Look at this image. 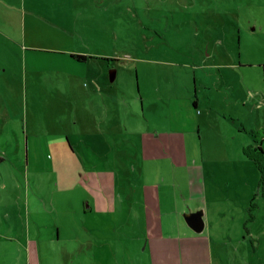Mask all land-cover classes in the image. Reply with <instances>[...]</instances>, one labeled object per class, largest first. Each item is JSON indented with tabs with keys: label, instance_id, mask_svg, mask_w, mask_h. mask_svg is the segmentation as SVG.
<instances>
[{
	"label": "rangeland",
	"instance_id": "rangeland-1",
	"mask_svg": "<svg viewBox=\"0 0 264 264\" xmlns=\"http://www.w3.org/2000/svg\"><path fill=\"white\" fill-rule=\"evenodd\" d=\"M2 1L0 264H148L146 237L171 234L202 181L240 198L207 203L212 249L193 264H264V184L235 151L242 86L220 67L264 53V0Z\"/></svg>",
	"mask_w": 264,
	"mask_h": 264
},
{
	"label": "crops",
	"instance_id": "crops-1",
	"mask_svg": "<svg viewBox=\"0 0 264 264\" xmlns=\"http://www.w3.org/2000/svg\"><path fill=\"white\" fill-rule=\"evenodd\" d=\"M4 4V7L9 8L10 5L7 4L5 0L2 1ZM5 22V21H4ZM7 22V21H6ZM0 32L5 34L4 40L7 39L11 41L13 38H8V34L1 31ZM7 38V39H6ZM7 40V41H8ZM12 42V41H11ZM3 46L6 47L7 51L5 52V55L8 56V54H11L12 57L15 56L14 49H10L7 47V44L4 42ZM22 50L24 51L25 48ZM70 54H74L72 52L68 53V56L70 59H73ZM85 55H91V53H81ZM251 56V57H250ZM20 61L21 64L25 62V51L24 53L21 52L20 54ZM93 56H88L84 61L85 63L88 62L87 59H91ZM74 60V59H73ZM115 60V59H114ZM83 61V62H84ZM25 66V65H24ZM210 66V65H209ZM220 67L223 69H229L230 75L236 79L237 83L242 86L240 91H237L235 93H229L228 97L226 98L227 101H229L230 105H234L237 108H235V111H230L227 109L226 111L229 112L231 115L232 113V119L234 122L241 127L243 133H244V139L242 142V146L253 142V138H255L257 141H259L262 144V147L264 148V53L259 54H250L248 53H238L236 61L226 62V63H220ZM5 69V67H3ZM25 71V70H24ZM65 72V71H64ZM222 78V73L218 74V79L220 80ZM224 78V76H223ZM246 81L244 82L243 80ZM248 81H249V87H248ZM243 83H246V87L244 88ZM225 87V84L222 85V87ZM237 90L238 86H237ZM94 90L91 92V96H94L95 93ZM233 95V96H232ZM243 95V99H238L237 96ZM231 96V98H230ZM113 97V96H112ZM241 101V102H239ZM95 103L94 97L91 98V104ZM228 103V104H229ZM195 101V106H196ZM194 106V107H195ZM250 130H254L255 134L252 135L250 133ZM239 131V130H238ZM263 140V141H262ZM239 148L242 146L240 145L239 141L235 145ZM97 149V148H96ZM95 147H92V152L97 154L98 150H96ZM171 150V149H169ZM193 147H186L184 146L181 150V152L186 153V159L188 160V163L195 164L196 163V157H194L193 154L199 155L200 163L202 164V161H204L203 157V150L201 151V147L199 148L198 152L195 151ZM150 152L152 155L155 153L154 146H148L146 147L143 141V146L139 147V152L143 155L146 154V152ZM160 153V152H158ZM173 154V152H171ZM243 154V153H242ZM202 155V156H201ZM244 159L246 160L245 164H248V160L252 161L251 159L247 158L243 154ZM189 158V159H188ZM198 158V159H199ZM192 160V161H191ZM253 162V161H252ZM255 167L257 168L256 164L253 162ZM257 177L254 180V182L250 185L253 187V190L257 187H259V180H260V172L257 168ZM99 180H101L99 178ZM102 181V180H101ZM103 182V181H102ZM222 185H227V181L222 178L221 179ZM204 182L202 181L197 187L196 190H193L191 195L186 196L185 203H187V206H182L181 211H188V210H195L198 208H201L202 210V218H203V228L200 232H194L192 229H190L184 220L183 222L178 223L177 221H173L172 227L169 228L172 233L168 235H159V234H151L150 236L146 237L145 240V246L147 249V257H148V264H193L194 262H198L199 259H202V257L207 253V250L212 249L211 242H212V236H211V229L210 226V218L212 216H208V206L207 203L209 201L211 202H238L240 196L237 195L235 197L233 194L225 195L223 192H213V189L211 188V192L206 195L204 193ZM201 187V189H200ZM198 188L200 190H198ZM203 189V191H202ZM216 194V195H213ZM93 201H96L97 194H92ZM213 195V196H212ZM239 197V198H238ZM241 198L244 199V201L248 202V191L246 194H244ZM189 199V200H187ZM189 201H192L189 202ZM233 204V203H231ZM206 205V206H205ZM235 205V204H234ZM236 207V205L234 206ZM247 207V206H246ZM238 209V207H236ZM232 210V209H230ZM247 210V209H246ZM233 211V210H232ZM175 212V211H174ZM216 213H224L225 218H231L229 215L230 213L228 211L223 212L222 207H218ZM176 215V214H175ZM176 217V216H175ZM175 217L173 219H175ZM257 217V216H256ZM222 219V218H220ZM213 222V221H212ZM154 223V222H153ZM215 223V220L214 222ZM158 225V221L156 223V226ZM167 225V224H166ZM168 227V226H167ZM207 231L209 235L207 234ZM224 232V233H223ZM227 230H224L220 232V235H217L216 233L213 236V239L217 245H223L227 244L228 240L231 239L228 234ZM144 246V248H145ZM26 249H34V243L33 241L28 239V244H26ZM218 247V246H217ZM210 261V258H208ZM207 261V259H205ZM212 261V260H211ZM211 264V262H209ZM206 264V263H205ZM230 264V263H228ZM258 264V263H257ZM259 264H263L260 262Z\"/></svg>",
	"mask_w": 264,
	"mask_h": 264
},
{
	"label": "trees",
	"instance_id": "trees-1",
	"mask_svg": "<svg viewBox=\"0 0 264 264\" xmlns=\"http://www.w3.org/2000/svg\"><path fill=\"white\" fill-rule=\"evenodd\" d=\"M70 56L74 60L84 61L88 56H92V55L74 53V54H70ZM102 59H104V60H114L115 58H113V57H105V58H102ZM192 105L195 106V101L194 100L192 102ZM250 133H252V135H254L255 131L254 130H250ZM255 141H256V139L253 138V142H255ZM242 153L247 158L251 159L256 164V166H257V168H258V170L260 172L259 187L263 186V184H264V148L262 147L261 144L256 146L254 143H250V144H246V145L242 146Z\"/></svg>",
	"mask_w": 264,
	"mask_h": 264
},
{
	"label": "water",
	"instance_id": "water-1",
	"mask_svg": "<svg viewBox=\"0 0 264 264\" xmlns=\"http://www.w3.org/2000/svg\"><path fill=\"white\" fill-rule=\"evenodd\" d=\"M114 77V70L110 71V80ZM182 217L187 226L192 229L194 232H200L203 228V218L201 208L195 210H188L182 212Z\"/></svg>",
	"mask_w": 264,
	"mask_h": 264
},
{
	"label": "flooded vegetation",
	"instance_id": "flooded-vegetation-1",
	"mask_svg": "<svg viewBox=\"0 0 264 264\" xmlns=\"http://www.w3.org/2000/svg\"><path fill=\"white\" fill-rule=\"evenodd\" d=\"M254 144L257 146V145H259V144H261V143H260L259 141L256 140V141L254 142ZM261 145H262V144H261Z\"/></svg>",
	"mask_w": 264,
	"mask_h": 264
}]
</instances>
